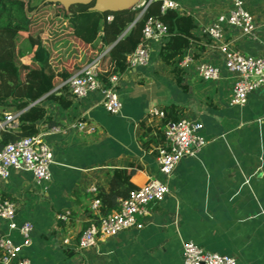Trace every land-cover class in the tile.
Here are the masks:
<instances>
[{
	"label": "crops",
	"instance_id": "0c3cea01",
	"mask_svg": "<svg viewBox=\"0 0 264 264\" xmlns=\"http://www.w3.org/2000/svg\"><path fill=\"white\" fill-rule=\"evenodd\" d=\"M55 1L63 6L70 2L47 0L28 31L15 39L17 45L22 37L35 36L41 29V42L58 69L71 76L93 63L103 74L113 72L115 59L107 54L110 46L86 63L92 53L89 46L64 33L54 36L55 40L48 37L50 32L53 35L50 22ZM173 1L178 4L176 11L190 15L193 21L194 40L183 55L166 64L157 55L161 42L150 41L148 63L128 68L118 80L121 107L115 114L103 108L100 92L75 99L65 81L57 79L55 95H63L70 105L64 107L53 98L44 99L43 105L47 119L63 132L49 133L48 120L37 122L38 132L44 133L52 150L50 179L37 182L31 172L20 168L0 180V199L17 205L14 221L32 224L31 244L23 250L31 264H183L186 241L205 251L232 256L236 264H264V89L250 92L242 106L230 103L237 76L223 67L217 42L204 33L218 14L228 10L229 0ZM242 1L255 24L253 37L226 27L220 41L245 54H264V0ZM95 2L96 9L109 5L107 0ZM185 56L190 61L177 66ZM22 60L26 63L29 56ZM201 61L219 67V77L202 81L196 69ZM170 103L179 106L180 119L202 123L207 143L196 156L182 158L166 178L153 153L156 145L163 144L155 142L163 122L147 111L152 104L163 110ZM8 113L16 114L0 107L3 118ZM75 120L84 122V127L73 126ZM149 138L155 140L144 147L142 142ZM130 164L137 166L131 177L135 185L158 179L167 183L169 194L150 205L142 228L98 238L95 246L78 249L81 231L103 215L100 201L97 208L92 207L98 199L97 189L107 190L112 171ZM65 211L67 218L58 219L57 214ZM0 232L20 241L5 221Z\"/></svg>",
	"mask_w": 264,
	"mask_h": 264
},
{
	"label": "built area",
	"instance_id": "2783aa9c",
	"mask_svg": "<svg viewBox=\"0 0 264 264\" xmlns=\"http://www.w3.org/2000/svg\"><path fill=\"white\" fill-rule=\"evenodd\" d=\"M154 0H144L141 3V12ZM230 6L226 12L216 16L204 33L211 41L217 42L216 52L221 57L223 67L236 74L237 79L232 84L230 103L242 106L245 104L247 95L259 88L264 89V54L249 55L229 47L228 43L220 39L224 36V28H233L241 35L253 37L255 24L252 16L244 7L242 0H229ZM178 4L173 0H161L159 12L167 9L176 10ZM107 16V20H111ZM142 40L134 49L128 59V68L144 66L149 60V42L162 41L167 34V26L156 16H147L142 28ZM220 42V43H219ZM190 56H185L177 66L185 65L190 61ZM197 73L202 81H209L219 77V67L207 62H199L196 66ZM119 78L113 74L108 78V86L105 87L97 78L96 66L87 64L79 72L70 76L66 81L68 93L75 99H81L91 92L98 91L103 95L102 106L111 114L119 112L121 107L120 98L116 92ZM147 114L163 118V110L155 104L148 107ZM17 113L6 114L0 128H15L17 125ZM73 126L84 127V122L75 120ZM163 144L154 147L160 173L166 178L174 170L182 158L194 157L207 143L202 133V123L184 118L176 122L161 124ZM59 125H53L49 133H61ZM52 163L51 147L44 140V133L37 132L33 136H27L7 143L0 150V180L6 179L12 169L23 168L32 173L37 182L50 179V164ZM92 192L95 188L90 189ZM169 194L166 182L151 178L146 184L138 189H133L118 201V209L106 215H102L96 222L84 228L78 238L77 248L86 249L93 247L98 238L114 236L121 231L143 227V218L150 214L152 203L162 202ZM98 199H94L92 207L97 208ZM17 205L9 199H0V224L5 221L8 231L15 230L20 241L15 242L8 232H0V264H31L30 259L24 253V248L31 244L32 224L23 221L17 224L14 221ZM68 211L57 214V218L64 220ZM183 264H236V259L226 254H218L203 250L191 241L182 245ZM76 264H83L77 262Z\"/></svg>",
	"mask_w": 264,
	"mask_h": 264
},
{
	"label": "trees",
	"instance_id": "16d2710c",
	"mask_svg": "<svg viewBox=\"0 0 264 264\" xmlns=\"http://www.w3.org/2000/svg\"><path fill=\"white\" fill-rule=\"evenodd\" d=\"M46 1L0 0V107L17 113L15 128H0V150L7 143L38 132L37 122L48 120L44 99L53 98L64 107L70 105L63 95H55L53 90L56 80L66 81L70 73L58 69L50 62V53L41 42L42 30L39 29L35 36H21L25 43L24 50L15 42L19 34L28 31L29 26L36 21V14ZM95 1H75L67 6L53 2L54 12L50 22L53 35L50 32L48 37L55 40L54 36L64 33L73 41L89 46L92 53L86 63L92 61L104 47L110 46L107 54L115 59L113 72L103 74L96 67L97 78L105 87L108 86L111 75L115 74L120 78L128 69L129 56L142 40L141 28L147 16H156L167 26V34L157 53L164 63L173 64L194 40L191 34V16L173 9L160 13L161 0L149 3L137 21L135 19L140 8L98 10L95 8ZM107 16H111V20H107ZM25 55L29 56L26 63L22 60ZM173 70L179 73L177 68ZM177 81L180 82L179 76ZM180 112L176 104L165 105L162 122L178 121ZM0 118L4 119L2 115ZM48 122L50 126L55 125L50 120ZM153 140L155 139L149 138L143 141V146L146 147ZM156 141L162 143L161 132H158ZM136 168L137 166L130 164L126 168L114 169L108 189H97L95 197L100 201L99 207L103 215L118 209L119 198L148 182L149 179L137 186L131 181Z\"/></svg>",
	"mask_w": 264,
	"mask_h": 264
},
{
	"label": "water",
	"instance_id": "95a60500",
	"mask_svg": "<svg viewBox=\"0 0 264 264\" xmlns=\"http://www.w3.org/2000/svg\"><path fill=\"white\" fill-rule=\"evenodd\" d=\"M75 1H80V2H88L90 0H70V2H75ZM69 2V3H70ZM108 2V7L102 8V9H98V10H104V9H110L109 7L111 6V8L113 9H127V8H132L137 2L138 0H107ZM143 13H140L135 21H137L138 19H140V17L142 16Z\"/></svg>",
	"mask_w": 264,
	"mask_h": 264
},
{
	"label": "rangeland",
	"instance_id": "374dc122",
	"mask_svg": "<svg viewBox=\"0 0 264 264\" xmlns=\"http://www.w3.org/2000/svg\"><path fill=\"white\" fill-rule=\"evenodd\" d=\"M140 7H141V4H139V3H138L137 6H135V8H140ZM140 10H141V8H140ZM139 13H140V11L137 13V16H138ZM15 42H16V45H17L18 42H19V40H16ZM72 45L76 47V43H75V44L73 43ZM18 46L21 47L22 50H24V48H25V43H24V41H23L21 44H19ZM10 114H13V113H10Z\"/></svg>",
	"mask_w": 264,
	"mask_h": 264
}]
</instances>
